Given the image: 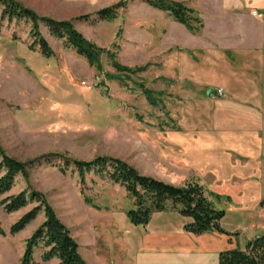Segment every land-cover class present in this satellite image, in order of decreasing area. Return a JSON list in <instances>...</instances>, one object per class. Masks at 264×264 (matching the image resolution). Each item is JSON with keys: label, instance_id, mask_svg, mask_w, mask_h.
Listing matches in <instances>:
<instances>
[{"label": "rangeland", "instance_id": "rangeland-1", "mask_svg": "<svg viewBox=\"0 0 264 264\" xmlns=\"http://www.w3.org/2000/svg\"><path fill=\"white\" fill-rule=\"evenodd\" d=\"M13 1L40 17L72 20L85 39L106 53L101 69L96 70L40 25L53 52L46 58L36 46L31 47L30 24L2 18L0 6V149L22 163L34 162L27 181L17 178L11 194L28 189L41 194L78 247V241L86 243L87 237L88 246L99 253L109 246L112 251L106 258L112 264H124L130 254L123 257L119 239L130 237L131 228L142 227L133 226L127 217L133 199L104 175L81 174L72 164L65 165V160L114 158L173 186L194 182L168 174L163 162L173 153V134L201 126L197 116L209 115L218 107L209 93L221 89L212 85V91H207L196 78L191 71L193 62H198L189 49L192 34L168 12L151 6L153 0ZM166 1L187 8L195 2ZM112 6H118L113 20H98L94 15ZM81 16L89 17L77 19ZM113 62L128 71H117ZM233 62L229 61L232 67L239 68L240 60ZM255 75L260 80L259 68ZM202 186L208 199L225 212L220 226L232 237V247L244 250L249 240L264 234V195L251 204L252 184ZM257 189L264 190V182ZM32 206L12 214L0 206V227L5 233L1 238L9 234V224ZM150 220L152 229L187 221L169 207L152 214ZM43 221L40 212L18 238H30ZM11 241L9 250L16 252V240ZM42 251L37 247L33 253L38 264H59L57 258L42 262ZM2 257L6 260L0 264L10 263L6 254Z\"/></svg>", "mask_w": 264, "mask_h": 264}, {"label": "crops", "instance_id": "crops-1", "mask_svg": "<svg viewBox=\"0 0 264 264\" xmlns=\"http://www.w3.org/2000/svg\"><path fill=\"white\" fill-rule=\"evenodd\" d=\"M191 9L203 25L202 34L190 35L189 49L198 59L191 71L207 91L215 85L225 95L209 96L218 107L209 115L197 116L201 126L173 134V153L163 165L168 174L193 179L201 186L252 184L255 194L251 204L259 202L264 195V190H256L264 182V0H195ZM253 12L260 17L253 16ZM230 60H240L239 68L232 67ZM258 68L260 80L255 75ZM215 69L217 73H213ZM203 101L199 100L201 105L207 104ZM186 219L179 226L163 223L152 229L150 220L145 228H131L130 237L119 239L121 254H126L123 257L130 254L124 264H218L221 252L237 248L232 247V237L221 226L222 236L217 232L198 236L185 232L183 227L191 221ZM16 221L9 224L8 230ZM18 236H0V240H7L0 243L1 262L6 260L3 253L9 264L20 263L29 237ZM11 240H16L17 253L9 250ZM84 242L78 241L79 253L88 264H112L106 258V254L111 255L109 246L99 253L88 246L87 237Z\"/></svg>", "mask_w": 264, "mask_h": 264}, {"label": "trees", "instance_id": "trees-1", "mask_svg": "<svg viewBox=\"0 0 264 264\" xmlns=\"http://www.w3.org/2000/svg\"><path fill=\"white\" fill-rule=\"evenodd\" d=\"M149 4L158 10L168 12L175 22L183 25L191 34H198L203 27L197 12L191 8L166 0H153ZM0 6L2 18L30 24V37L33 39L31 47L33 49L36 46L42 56L49 58L53 52L40 32V25L44 26L50 36L64 40L66 45L78 56L83 57L91 67L96 70L101 69L100 60L106 53L105 50L85 39L76 30L72 20L40 17L13 0H0ZM117 8L118 6L104 8L94 15L98 20L111 21L117 15ZM86 17L89 16H81L77 19H86ZM111 59L113 60L114 57L112 56ZM112 66L117 71H128L116 62H113ZM33 164V161L22 163L0 149V206L4 213L12 214L34 204L11 225L9 234L21 232L40 212L44 216L42 224L25 241L20 264H37L33 259V253L39 246L43 249L40 257L42 262L57 258L59 264H87L79 254L76 241L41 194L29 189L11 194L17 178L27 181L28 171ZM69 164L81 174L93 171L122 186L134 201L133 209L127 212V217L133 226L145 227L153 213L166 211L169 207L170 210L191 220L184 226V231L187 233L196 236L207 232L224 233L220 222L225 212L217 209L206 196L203 186L196 182L187 183L182 187L173 186L144 176L130 165L114 158L97 157L91 161L66 159L65 165ZM215 197L217 198V195ZM4 234L0 227V235ZM218 264H264V234L249 240L244 250L235 248L221 252Z\"/></svg>", "mask_w": 264, "mask_h": 264}, {"label": "built area", "instance_id": "built-area-1", "mask_svg": "<svg viewBox=\"0 0 264 264\" xmlns=\"http://www.w3.org/2000/svg\"><path fill=\"white\" fill-rule=\"evenodd\" d=\"M252 15H253V16H258V17H260V15L257 14L256 12H253ZM223 95H224V93L222 92V90H216V91H214V92H210V93H209V96H211V97H213V96H218V97H220V96H223ZM262 157H263V159H264V145H263V149H262Z\"/></svg>", "mask_w": 264, "mask_h": 264}]
</instances>
